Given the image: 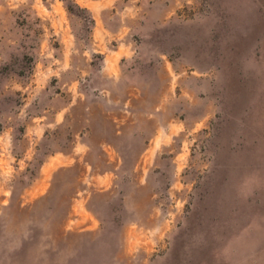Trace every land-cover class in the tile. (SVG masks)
I'll use <instances>...</instances> for the list:
<instances>
[{
	"label": "rangeland",
	"instance_id": "374dc122",
	"mask_svg": "<svg viewBox=\"0 0 264 264\" xmlns=\"http://www.w3.org/2000/svg\"><path fill=\"white\" fill-rule=\"evenodd\" d=\"M0 264H264V0H0Z\"/></svg>",
	"mask_w": 264,
	"mask_h": 264
}]
</instances>
